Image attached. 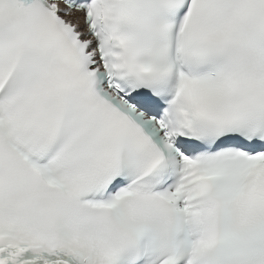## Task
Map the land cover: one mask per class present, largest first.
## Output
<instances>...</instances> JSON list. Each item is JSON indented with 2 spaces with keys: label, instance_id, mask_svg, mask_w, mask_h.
Masks as SVG:
<instances>
[{
  "label": "snow or ice",
  "instance_id": "6c2138e0",
  "mask_svg": "<svg viewBox=\"0 0 264 264\" xmlns=\"http://www.w3.org/2000/svg\"><path fill=\"white\" fill-rule=\"evenodd\" d=\"M0 264H264V0H0Z\"/></svg>",
  "mask_w": 264,
  "mask_h": 264
}]
</instances>
